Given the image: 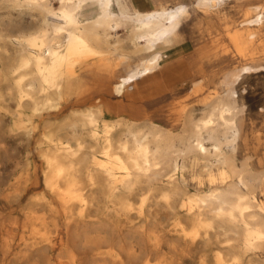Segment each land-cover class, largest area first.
<instances>
[{
	"label": "bare ground",
	"instance_id": "6f19581e",
	"mask_svg": "<svg viewBox=\"0 0 264 264\" xmlns=\"http://www.w3.org/2000/svg\"><path fill=\"white\" fill-rule=\"evenodd\" d=\"M231 1L0 0V264H264V159L237 157L234 86L264 71V2H233L244 31L224 29L244 62L180 130L122 105L113 118L72 107L87 67L123 68L112 87L123 95L194 7L209 17Z\"/></svg>",
	"mask_w": 264,
	"mask_h": 264
},
{
	"label": "rangeland",
	"instance_id": "374dc122",
	"mask_svg": "<svg viewBox=\"0 0 264 264\" xmlns=\"http://www.w3.org/2000/svg\"><path fill=\"white\" fill-rule=\"evenodd\" d=\"M173 1H168L172 3ZM188 4H192L193 0H185ZM264 0H247L243 1L242 6L246 7L250 4L262 3ZM135 4L139 9H154L158 3L154 0H135ZM192 7V6H190ZM236 7L233 2L226 3L219 10H211L212 16H223L228 10ZM195 8V15H192L187 19V23L182 25V46L178 52L175 53L174 59L171 62H165L172 56L170 50H164V61L155 70L141 78L137 84L140 89L141 97L137 98L135 104L139 105L141 109L149 113L152 118L159 123L170 127L174 130L178 129L177 125L173 124L174 112L171 109L173 106H179L181 104L199 106L198 99L205 93V90L201 92L193 93L191 91V82L200 76L197 69L201 65L202 71L214 72L216 76L214 79L220 80V73L222 70L230 69L231 67L241 64L242 60L235 55L233 46L228 41V34L226 37L222 36L220 41L228 45L229 52L228 57L224 61L211 59L207 61L203 59L199 61L195 59L199 53V50L204 45H211L212 39L216 36V32H201L194 26L197 24L200 18L205 14V10L199 7ZM241 12L233 11L231 13V19L229 30L239 29L244 31L243 26H238V21L243 17ZM214 18H212L213 21ZM210 23V25H213ZM227 24V21L223 19V27ZM125 29L119 30L118 33L124 32ZM110 58L119 59L122 61L121 65L129 66L128 62L134 63L137 58L131 57L130 60L126 58H119L117 54L111 53L107 55ZM142 56H145L142 54ZM137 59V60H136ZM195 59V60H194ZM124 69L120 68L112 75L106 73L98 74L89 80V89L86 94L87 100L79 104L80 107L93 103L96 99H102L108 107L116 110L118 105H126L127 100L122 96H117L112 91L113 79L120 73H123ZM239 93V102L245 104L244 116L246 117V128L253 133H259L262 138L258 144L257 154L260 155L264 151V110H259L260 107L264 108V73L258 72L243 76L240 82L236 85ZM134 89V88H133ZM245 89V92L243 90ZM132 90V89H130ZM118 104V105H117ZM255 142L252 140L248 147H252ZM249 149L240 145L238 149V157L242 158ZM253 167H259L257 157H253L250 160ZM11 164V165H10ZM14 167V162L11 161L6 165L5 171L11 170ZM7 169V170H6ZM4 171V173H5ZM13 176V177H12ZM14 174L8 177V181H13ZM7 186V185H5ZM206 185L197 186L194 182H190V190H202Z\"/></svg>",
	"mask_w": 264,
	"mask_h": 264
},
{
	"label": "crops",
	"instance_id": "0c3cea01",
	"mask_svg": "<svg viewBox=\"0 0 264 264\" xmlns=\"http://www.w3.org/2000/svg\"><path fill=\"white\" fill-rule=\"evenodd\" d=\"M130 1H132L131 5H133L134 7L137 8V6L135 4V0H130ZM154 1H156L159 4L160 2H166L167 0L166 1L165 0H154ZM232 2H234V1H232ZM226 3H228V2H226ZM226 3L220 4L218 8L223 7ZM234 4H237L236 0H235ZM233 11H238V10H235V9L228 10L227 11V14L229 13L228 18H224V16H221V17L220 16H209L208 17V16L204 15L202 18H200L201 20L198 21L199 24H197V22H196V25H194V26H196L199 29V31L207 32V33L216 32L217 35L213 37L211 45H209V46L204 45L199 50V53L195 59H198L199 61H202L203 59H206L207 61H210L211 59L224 61L228 57V55H227L229 52L228 45L226 47H222V46H219V44H221V45L224 44L223 41H220V38L222 36L226 37V31L223 27V19H225L227 21V23L233 22L234 20L233 21L230 20L231 19L230 18L231 13ZM192 15H195L194 12L189 16V18ZM212 18H214L213 21H212ZM25 19L29 20L28 17H24L23 18V24L26 23L29 25V21L25 20ZM183 21H184V23L188 22L187 19L186 20L184 19L181 21V26H180L181 30H182ZM213 22H214V24L210 25V23H213ZM233 31L234 30H231V32H233ZM261 33L264 35V28L261 29ZM228 41H229V37H228ZM172 43H173L172 46L168 47V50H170L172 56L170 57V59L165 60V62H168V63L174 59L175 53L178 52L182 46V31H180L178 34H176V36H174ZM229 43H230V41H229ZM230 44L232 45V43H230ZM233 48H234L235 55L239 58V60H242L238 55L237 49L234 46H233ZM142 54L147 55L146 52L142 53ZM164 55L165 54L163 53V58L160 60L159 64L155 68L159 67L160 64L164 61ZM243 62H244V60H242V63ZM239 65L240 64H237V65L231 67L230 69L222 70L220 73V75H221L220 80H217V81L214 79V77L216 76V73H217L216 71L204 72V71H202L201 65H199L197 71H198V73H200V76L197 79L192 80L191 91L193 93H195V92H201V91L205 90V93H203L202 96L198 99L199 106H197V107L195 105H192V104L191 105L181 104L179 106H173L171 108L174 112L173 124L178 126V129L176 131L180 130V128L182 127V121L185 117L186 111L189 112V111H191V109H193V111H194L193 113L195 116L200 115L202 108L204 106L205 98L207 96H210L211 94H213L216 91L217 92L218 91L223 92L225 90L224 89L225 88L224 83H225V81L226 82L229 81L228 72L231 69H233L234 67L239 66ZM155 68H153L150 71V73H152L155 70ZM262 72L264 73V71H262ZM102 73L112 75L109 71L99 70L98 68H96L94 66L87 67V69L84 70L82 74H80V76L78 78V82L76 84V91H75L76 92L75 93L76 102L74 104H72V107L81 108L79 106V104L81 102H84L87 100V98L85 96H86L87 91L89 89V80L91 78L95 77L96 75L102 74ZM150 73L148 72L147 74H142L139 77L137 76L136 80H134L132 83H130L129 86L126 87V89H125L126 92H124L123 95H117V94L116 95L122 96V97H124L125 100L128 101V103L126 105H122V106H124L128 109H131L133 112H135V118L134 119L136 122H140V123L152 122V123L159 124V125L163 126L164 128L169 129L171 131H175L174 129L167 127V126L159 123L158 121L154 120L149 113L143 111L139 105L135 104V101L137 100V98L142 96L140 93L139 87H137V84L141 78H143L144 76H146ZM249 74H253V73H245V74L241 75L240 79L234 85L236 90H237L236 85L240 82V80L243 78V76L249 75ZM117 77H118V75L116 76V78L113 79L112 87H113L114 83L116 82ZM130 89H132V90H130ZM112 91H113V89H112ZM243 92H245V89L243 90ZM236 98H237V104L243 105L242 112H240L236 117V121L238 123V126L240 127V136L238 139L237 153H238V149H239L240 145H242L246 149H249V151H247L246 154H244V155H250L252 158L257 157V162L259 164L260 160L264 159V151L260 155L257 154V149H258L257 145L260 144V142H261L260 139L262 138V136L259 133H253V132H251V131L249 132L247 130V128H246V117L244 116L245 104L239 102L238 90H237V97ZM98 105L103 110H108L111 108V107H108L106 105V103L102 99H99V98L96 99L93 103H91L89 105H85V106H98ZM259 110H264V108L260 107ZM66 111H64V113H66ZM116 116L117 115L115 113H113V109H111V113H105L104 118H113ZM263 137H264V134H263ZM252 140L255 142V144H253L252 147H248ZM237 157H238V154H237ZM238 159H239V157H238ZM194 163H195V167H197L198 162H194ZM238 163H239V160H237V164ZM254 168H258V167H254Z\"/></svg>",
	"mask_w": 264,
	"mask_h": 264
}]
</instances>
